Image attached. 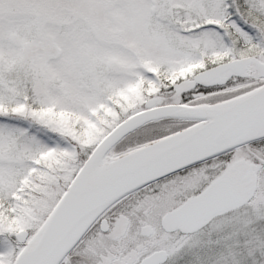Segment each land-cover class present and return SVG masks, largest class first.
Returning <instances> with one entry per match:
<instances>
[{
	"label": "snow or ice",
	"instance_id": "6c2138e0",
	"mask_svg": "<svg viewBox=\"0 0 264 264\" xmlns=\"http://www.w3.org/2000/svg\"><path fill=\"white\" fill-rule=\"evenodd\" d=\"M0 264H264V0H0Z\"/></svg>",
	"mask_w": 264,
	"mask_h": 264
}]
</instances>
